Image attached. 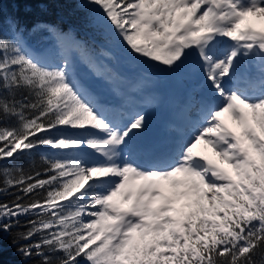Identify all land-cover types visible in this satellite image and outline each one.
Wrapping results in <instances>:
<instances>
[{"label": "snow or ice", "instance_id": "1", "mask_svg": "<svg viewBox=\"0 0 264 264\" xmlns=\"http://www.w3.org/2000/svg\"><path fill=\"white\" fill-rule=\"evenodd\" d=\"M89 3L130 58L202 71L204 92L175 135L146 141L143 112L74 78L69 32L33 25L54 60L17 20L0 27V255L7 235L33 264H264V0ZM45 145L42 172L3 163Z\"/></svg>", "mask_w": 264, "mask_h": 264}, {"label": "trees", "instance_id": "2", "mask_svg": "<svg viewBox=\"0 0 264 264\" xmlns=\"http://www.w3.org/2000/svg\"><path fill=\"white\" fill-rule=\"evenodd\" d=\"M0 4H2L0 27L7 28L13 19L17 20L19 25L25 29L28 42L34 46L51 45L53 42L47 32L32 30L33 25L38 21L54 23L62 30L74 33L78 38L84 40L83 48L89 52L90 56L94 53L106 56L108 50L104 47L109 45L116 48L122 43H114L107 30L93 22L96 13L89 0H59L58 3L50 4L46 8L27 2V0H0ZM9 123H15V121ZM50 152L49 149L37 147L31 151L25 150L14 161L7 160L3 163L9 166L12 164L20 166L26 173L42 172L46 167L43 158ZM8 199H12V197L10 195L0 196V200ZM27 219H32V217H20L22 224ZM17 230V228H13V232ZM259 258L258 254L257 259L259 260ZM33 259L36 258L26 259L21 256L15 247L8 243L7 235L5 236L3 252L0 255L2 264H33Z\"/></svg>", "mask_w": 264, "mask_h": 264}, {"label": "rangeland", "instance_id": "3", "mask_svg": "<svg viewBox=\"0 0 264 264\" xmlns=\"http://www.w3.org/2000/svg\"><path fill=\"white\" fill-rule=\"evenodd\" d=\"M92 7L96 13L98 6L92 5ZM69 34L72 38V43L68 55L69 57L75 58V61L70 58L73 66L72 71L74 78L81 86H83L85 78H88L93 87L98 88L102 97L107 99L106 104H108L107 108L109 109L113 107L116 108L114 106L115 103L112 104V102L114 99H117L116 102L120 103L122 112L127 111V107L128 110H130L129 112L141 111L139 109H132V106L146 90L154 89L155 91H158L159 89H163L168 93V88L166 86L175 83L179 78L187 82V87L189 86V88H193L196 76L203 74L202 71L196 73L184 72L181 74H174L159 70L156 68L155 64H150L144 59L130 58L129 50L125 47L123 42L116 48L109 45L104 47L108 50L106 56L99 53H94L90 56L89 52L83 48V44L85 43L84 40L78 38L74 33ZM76 44H79L80 47L77 48ZM33 47L36 49L47 48L52 58L54 60H59L61 54L60 49L54 45V42H52L51 45L46 44L40 47ZM148 69H151V71H146ZM188 74L192 77H189ZM183 86L182 81H177L172 92L176 89L183 88ZM126 87H129L130 89ZM196 91L197 92H195L194 96L199 97L202 90L200 91L198 88ZM177 95L178 97L176 100L182 98L181 95ZM119 98H123V101H118ZM187 113L189 114V111H187ZM40 147L51 150L47 145ZM181 203H183V201H181Z\"/></svg>", "mask_w": 264, "mask_h": 264}, {"label": "bare ground", "instance_id": "4", "mask_svg": "<svg viewBox=\"0 0 264 264\" xmlns=\"http://www.w3.org/2000/svg\"><path fill=\"white\" fill-rule=\"evenodd\" d=\"M41 49H47V48H40L38 50ZM70 58H72L73 61H75V58L73 57ZM188 76L192 77L190 74H188ZM177 81L178 82L182 81L184 86L183 88L176 89L174 92H172V89L177 84ZM177 81L175 83H171L166 86L168 88V93L163 89H159L158 91H155L154 89L153 90L148 89L133 104L132 109H137V110L139 109L146 116L147 128L143 133V138L146 141H165L170 137H172L173 135H175L176 127L182 124L184 118L187 115H189L187 113V110L180 105V101L182 100L190 101V97L194 96L195 92H197L196 89L198 88L200 89V91L202 90V92H200L201 95L204 92L203 74L196 76V79L194 80L193 88H189V86L187 87L186 86L187 82L183 81L181 78L177 79ZM83 87L91 95L96 97L102 105L106 107L108 106V104H106L107 99H104L102 97L98 88L93 87V85L90 83L88 78L87 79L85 78L83 82ZM177 94L181 95L182 98H178L176 100V98L178 97ZM201 95H199V97ZM195 97L199 99L198 96ZM116 101L117 99H114L112 104H114ZM118 101L122 102L123 98H119ZM120 107L121 106H119L118 108L113 107L111 108V110L114 113H120L122 112V109ZM129 111L130 110H128L127 107V111L125 112H129Z\"/></svg>", "mask_w": 264, "mask_h": 264}]
</instances>
